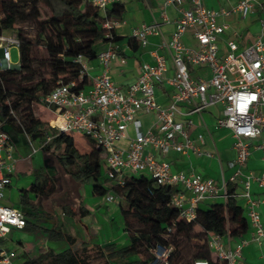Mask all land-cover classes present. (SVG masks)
<instances>
[{
    "label": "built area",
    "instance_id": "built-area-1",
    "mask_svg": "<svg viewBox=\"0 0 264 264\" xmlns=\"http://www.w3.org/2000/svg\"><path fill=\"white\" fill-rule=\"evenodd\" d=\"M105 12L120 0H83ZM188 5V7H186ZM173 6L179 17L169 38L162 25L168 22L165 9ZM161 21L142 24L132 31V38L142 46L149 37L158 36L161 43L155 51L154 63H143L136 81L127 87L117 84L109 73L114 60L125 64L127 58L121 51L132 48L131 43L110 42L97 57L103 72L76 89L79 82L88 78L89 62L83 55L74 61L80 64L79 79L70 83L58 80L52 91L43 96L38 105L49 114V126L57 133H80L95 141L104 152L105 177L118 185H124L128 176L146 175L158 187L177 188L171 196V205L176 207L181 218L192 221L197 216L198 205L206 200L228 198L227 185L239 184L241 193L236 197L244 200L243 208L252 230L251 240L264 243V224L258 211L260 199L253 197V183L264 187V171L244 174L243 170L253 149L261 151L264 161V30L253 43L240 50L235 38L227 40V52L220 56L218 39L228 29L218 22L219 15L240 13L248 16L253 10L252 0H241L231 10H215L206 5V0H164ZM122 21L107 20L103 27L111 37ZM263 27H264V23ZM191 31L197 46L189 48L184 43L185 34ZM20 48L16 35H0L2 63L11 69L12 49ZM165 50L166 54L160 53ZM171 61L174 67L169 74ZM207 67L210 75H194L193 70ZM159 85L171 88L168 103H159L156 89ZM213 105L222 107L220 127L231 131L235 159L231 162L234 173L221 184L199 174L174 172L168 159L171 151L182 154L190 152L198 156L213 157L216 152L205 151L203 134L190 137L194 126L193 116L200 115ZM141 114H154L156 122L146 131L142 130ZM133 134H130V132ZM47 137V142L50 141ZM196 142H199L197 145ZM15 145L9 134L0 128V264H17L15 254L8 252L1 239L12 230H23L27 219L23 211L7 205L6 190L16 172ZM35 151V150H34ZM242 179V181H241ZM107 203L117 202L114 193L105 195ZM222 237L208 235L211 252L227 264H245L242 250L248 243L243 239L234 250H225ZM173 246L151 249L154 261L151 264H168ZM195 264H208L196 261Z\"/></svg>",
    "mask_w": 264,
    "mask_h": 264
},
{
    "label": "trees",
    "instance_id": "trees-1",
    "mask_svg": "<svg viewBox=\"0 0 264 264\" xmlns=\"http://www.w3.org/2000/svg\"><path fill=\"white\" fill-rule=\"evenodd\" d=\"M39 4L45 8L44 18L43 10L38 8ZM123 10L120 3L112 4L103 12L83 0H0V35L13 30L19 20L27 21L30 15L41 19L37 37L43 42L49 56L51 71L48 80L35 76L32 58L34 42L25 38L21 30L15 34L20 42V70L2 69L0 65L1 129L7 132L11 139L13 136H20L25 140V135L44 139L49 136L51 139L45 150L52 151L60 166L75 182L93 183L95 193L104 196L111 192L126 202L122 215L128 232L127 244L91 246L83 243L77 252L71 248L76 243L75 238L60 231L48 230L50 239H64L70 247L60 252L44 251L38 257L22 264H97L94 261L95 255L101 259L99 264H151L154 261L151 249L157 246H173L168 264H195L196 261L227 264L211 252L208 235L241 237L250 229L245 210L238 203L234 186L228 184L229 196L225 201H218L209 207H202L200 203L196 218L186 221L181 218L179 210L170 203L177 188L158 187L146 175L128 176L123 186L114 183L105 177L104 152L95 141L83 136L91 146L87 152L80 151L73 135L57 133L48 122L35 116L32 104H38L43 96L49 94L58 80L61 79L67 84L79 79L80 64L74 61L78 55L94 59L101 45L121 40L114 32L111 37H107L108 31L103 25L107 20L121 21ZM1 58L0 56V64ZM17 77H20V81L13 80ZM86 82L87 78H84L76 89L83 88ZM24 83L27 86H24ZM15 97L19 100L16 106L12 107L9 101ZM107 183H111V186L106 187ZM56 188V178L47 171H42L29 191L41 196H50ZM24 197L26 199V196ZM63 210L71 214V207L66 206ZM134 225H139L140 228L135 229ZM196 226H201L202 230L194 232ZM181 233L184 240L176 238L181 237ZM192 239H200L203 242L194 246L195 253L188 260L181 249Z\"/></svg>",
    "mask_w": 264,
    "mask_h": 264
},
{
    "label": "crops",
    "instance_id": "crops-1",
    "mask_svg": "<svg viewBox=\"0 0 264 264\" xmlns=\"http://www.w3.org/2000/svg\"><path fill=\"white\" fill-rule=\"evenodd\" d=\"M241 0H206L209 8L219 10L225 8L231 10ZM252 12L243 17L240 13H230L219 15L217 20L221 24H226L228 29L224 35L218 39L219 55H224L227 50V40L235 38L240 50L253 43L254 39L264 30V0H252ZM164 0H120L123 5V15L121 24L114 29V34L121 37V44L131 43L132 48L121 51L127 58L125 64L119 60H114L109 66V73L114 81L123 86L134 83L140 73L143 63H154L155 51L161 43L158 36L149 37V43L142 46L136 39L132 38L134 28L149 24L154 20L161 21ZM188 7V5H186ZM168 22L163 23L162 30L166 38H169L175 28V21L179 17L178 11L173 6L166 9ZM184 43L187 47L197 46V40L191 31L184 36ZM106 44L99 48V52L105 50ZM160 53L166 54L165 50ZM1 55V53H0ZM172 75L174 67L171 61L168 62ZM103 72V67L98 60L89 62L87 82ZM194 75L208 77L210 75L207 67L193 70ZM171 95V88L167 85H159L156 89V97L159 103H168ZM222 117V107L213 105L203 111L200 115L193 116L194 126L189 130L190 137L195 139L197 134H203L205 151L216 152L213 157L198 156L192 152L182 154L176 151L169 153L168 159L171 162L174 172H184L186 174H199L203 177L212 178L219 184L223 180H228L234 173V168L230 165L235 159L233 149L234 138L231 131L218 125ZM142 130L152 128L156 122L154 114H141ZM1 128V123H0ZM130 134H133L132 130ZM25 140L13 136L15 145L14 156L16 159V172L11 177V183L6 190L4 202L23 211L27 219V226L23 230H12L6 237L1 239L3 247L15 254L17 264L38 257L42 252L52 250L60 252L69 246L66 240H52L47 233L48 230L60 231L66 236L76 239V243L71 246L75 251H79L83 243L91 246H103L109 243L125 245L128 243V232L125 229V220L122 215V208L126 202L119 201L107 203L105 195L95 193L90 184H79L60 166L52 151H46L47 138L30 137L25 135ZM262 138L264 139V132ZM199 145V142H196ZM35 150V151H34ZM105 172V165L103 166ZM56 170L58 173H53ZM47 171L57 180L56 191L50 196H41L29 191L30 186L36 181L37 175ZM264 171V161L260 150L253 149L252 154L243 170L244 174L250 172L260 174ZM58 177H65L66 183L60 185ZM242 181V179H241ZM236 188V193L240 194L241 186L229 183ZM106 187L109 185L105 184ZM228 186V185H227ZM251 192L253 197L262 200L259 206V213L264 224V187L257 183L252 184ZM26 196V199L25 197ZM238 198V203L243 206L244 200ZM218 201L206 200L201 203L202 207H209ZM71 207V214L63 210L64 207ZM120 208V210H119ZM201 228V226H199ZM106 229L113 234L109 236ZM114 230L116 234L114 235ZM202 230V228H201ZM252 230L239 237L225 235L222 242L225 250H234L243 239L248 243L243 247L242 256L245 264H264V243L259 245L251 240Z\"/></svg>",
    "mask_w": 264,
    "mask_h": 264
},
{
    "label": "rangeland",
    "instance_id": "rangeland-1",
    "mask_svg": "<svg viewBox=\"0 0 264 264\" xmlns=\"http://www.w3.org/2000/svg\"><path fill=\"white\" fill-rule=\"evenodd\" d=\"M38 8L40 10H43L42 18H44L45 17V13H44L45 8H44V6L39 4ZM28 10H30V9H28ZM40 20L41 19H36L34 17V15H30L27 21H21L20 22V20H19L15 24L13 30H8L5 33L9 34V35H14V34H18V32L21 30L23 32V36L25 38H28V39H30V40H32L34 42V45L32 47V58H33V62H34L33 66H34L35 76L38 77V79L43 77V78L48 80L51 77V75H50L51 71H50V67H49V56H48V54H47V52L45 50L43 42L39 41L38 37H37V34H38L39 30H40ZM18 61H19V50H18V48L14 47L12 49V64L16 65L18 63ZM0 65H1L2 69H6V67H7V66H5L2 63V60H1V64ZM11 69H15V70L19 71L20 67L17 66L15 68H11ZM23 76H25L24 73H23ZM13 80L20 81V77L14 78ZM23 85L27 86L26 83H24ZM13 89H15V86L13 87ZM18 100H19L18 97H15V98H13V99H11L9 101V104L12 107H15L17 102H18ZM32 107H33V110H34V113H35L36 117L41 118L42 120H44L46 122L51 117L50 114L43 107H41L40 105H38L36 103H33ZM71 135L74 136V140H75L77 148L80 151L87 152L88 148L91 146L89 141L86 140V138H84L80 133L76 132V133H72ZM53 173L55 174V173H58V172L56 170H53ZM58 180H59L60 185H63V184L66 183L65 177H63V179H60V177H58ZM88 184H90L93 187V183H88ZM107 185L111 186V183H107ZM116 196H117V202H118L119 201L118 195H116ZM121 201H123V203H124L125 200L123 198H121ZM119 210H120V208H119ZM133 228L137 229V228H140V226L139 225H134ZM106 231H107L109 236L113 235L111 233V231H109L108 229H106ZM200 231H201V228L199 226H196L194 232H200ZM114 235H117L116 234V230H114ZM180 236L181 237H176V238L179 239V240H184L183 233H181ZM202 242L203 241L200 240V239L189 240L188 244H185L182 247V249H181L183 251V253H184L185 258L190 260L193 257L194 253H195L194 246H196L197 244H201ZM94 261H95V263L99 264L101 262V259L98 256L95 255L94 256Z\"/></svg>",
    "mask_w": 264,
    "mask_h": 264
}]
</instances>
